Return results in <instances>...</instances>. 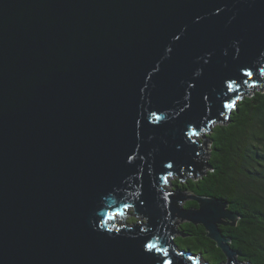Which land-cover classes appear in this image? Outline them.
<instances>
[{"label": "water", "instance_id": "95a60500", "mask_svg": "<svg viewBox=\"0 0 264 264\" xmlns=\"http://www.w3.org/2000/svg\"><path fill=\"white\" fill-rule=\"evenodd\" d=\"M263 74L264 0H0V264H210L183 222L246 264L228 204L165 187Z\"/></svg>", "mask_w": 264, "mask_h": 264}, {"label": "trees", "instance_id": "16d2710c", "mask_svg": "<svg viewBox=\"0 0 264 264\" xmlns=\"http://www.w3.org/2000/svg\"><path fill=\"white\" fill-rule=\"evenodd\" d=\"M203 138L201 141L207 140L211 146L205 148L202 170L173 176L177 179L171 181L172 191L228 204L237 222L220 226L224 237L231 239L230 246L241 262L264 264V78L241 94L225 120L205 131ZM184 208L196 209L198 204L188 200ZM129 224L130 220L122 218L112 227ZM179 229L181 249L205 255L210 264L227 263L226 255L202 225L183 222Z\"/></svg>", "mask_w": 264, "mask_h": 264}, {"label": "snow or ice", "instance_id": "6c2138e0", "mask_svg": "<svg viewBox=\"0 0 264 264\" xmlns=\"http://www.w3.org/2000/svg\"><path fill=\"white\" fill-rule=\"evenodd\" d=\"M244 75L247 77H251L253 75V72L249 70V71L244 72ZM233 83L235 82L233 81L227 85V91H230V92L238 91V89L236 90L233 89ZM244 83H247V81H244ZM226 99L228 100V102L224 105V107L229 108V109L233 108L235 106V101L231 97H226ZM192 135H197V132L193 131ZM169 167H171V165H169ZM144 250L146 252H152L154 250L165 251L162 247L158 248L157 244L155 243H146L144 245ZM163 264H168V262L164 261Z\"/></svg>", "mask_w": 264, "mask_h": 264}, {"label": "rangeland", "instance_id": "374dc122", "mask_svg": "<svg viewBox=\"0 0 264 264\" xmlns=\"http://www.w3.org/2000/svg\"><path fill=\"white\" fill-rule=\"evenodd\" d=\"M263 78H264V76H263ZM199 139H203L204 140V138L202 137V136H200L199 137ZM205 144H206V148H210V146H211V143H209L207 140H205ZM177 178H171V180L168 182V185L165 187V190L166 191H169V192H171L172 190H175L173 187V185L171 184V181H173V180H176ZM188 200H189V198L188 199H186L185 201H183L182 202V206L184 207L186 204H187V202H188ZM133 211H128L127 212V215H126V217L125 218H127L128 220H130V222H131V226L133 225V224H135V223H138V222H147V221H145L141 216H136L135 215V213H132ZM132 218V219H131ZM182 242L180 241V247H182ZM197 255V254H196ZM205 255H203V257H204ZM202 256H201V258H202V260L203 261H207V260H205L206 258H203Z\"/></svg>", "mask_w": 264, "mask_h": 264}]
</instances>
